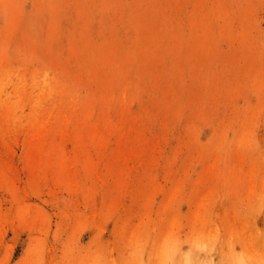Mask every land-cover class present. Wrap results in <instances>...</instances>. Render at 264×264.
Returning <instances> with one entry per match:
<instances>
[{
  "label": "rangeland",
  "instance_id": "1",
  "mask_svg": "<svg viewBox=\"0 0 264 264\" xmlns=\"http://www.w3.org/2000/svg\"><path fill=\"white\" fill-rule=\"evenodd\" d=\"M101 4L0 0V264H172L252 197L264 0H126L113 30Z\"/></svg>",
  "mask_w": 264,
  "mask_h": 264
},
{
  "label": "bare ground",
  "instance_id": "2",
  "mask_svg": "<svg viewBox=\"0 0 264 264\" xmlns=\"http://www.w3.org/2000/svg\"><path fill=\"white\" fill-rule=\"evenodd\" d=\"M149 2L150 0H145V7H148ZM101 3L106 8L107 12L101 10L103 13L99 16L101 20L107 22V27L109 29H117L120 26L118 23L119 21L123 23V25H127L124 21L126 15H122V11L126 12V8L124 7L126 0H101ZM139 5L140 0H134L135 7L133 9L140 11ZM135 14L136 12L130 9L128 17L131 18L132 21H129L128 24L132 25V22L137 20L138 16L141 17L140 13L138 15L136 14V16ZM139 62V60L136 61V64ZM223 141L224 138L221 136L217 145L219 146ZM244 146H248L246 133L242 134L236 145L239 151L237 156L240 155L241 150L245 149ZM256 151L261 158L260 161L255 160L251 168V173L249 174V176H253L255 181L252 197L247 201H240L242 204H245L242 209L243 213L234 215L231 221L228 219L224 221L223 226L225 233L222 234V236L215 235V232L208 229L206 223L203 221V223L197 227L199 230L195 231L194 234L192 232V234L187 237L184 251L180 248H173L170 251L172 264H241V261L234 253L233 242L243 238L248 228L252 229L253 225L255 226L259 223L264 224V152L260 151L258 148ZM234 174L235 172L231 175ZM257 190H259V192H257ZM240 196L241 193L239 188L232 184L230 190L232 203L236 205L238 197L240 198ZM247 216H249L250 221L248 219L246 220ZM253 232L254 231L251 230V233ZM249 234L250 232L248 231L247 235ZM246 264H258V262L248 258Z\"/></svg>",
  "mask_w": 264,
  "mask_h": 264
}]
</instances>
